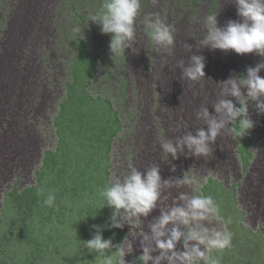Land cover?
Returning <instances> with one entry per match:
<instances>
[{"label": "rangeland", "instance_id": "1", "mask_svg": "<svg viewBox=\"0 0 264 264\" xmlns=\"http://www.w3.org/2000/svg\"><path fill=\"white\" fill-rule=\"evenodd\" d=\"M49 1L50 5L43 0H0V264H30L24 260L26 252L43 251L51 256L46 264H101L97 254L84 247L96 233L94 225L113 245L131 242L133 251L125 262L142 264V234L151 235L149 226L161 209L182 204L180 193L191 196L194 186L162 188L157 207L147 217L112 228L114 209L104 205L99 192L110 177L125 174L129 165L141 172L156 165L162 181L191 176L195 187L211 195L225 219L232 221L228 225L232 246L214 253L220 264H235L237 255L254 264L258 246L264 250V200L259 201L264 190V120L256 121L249 109L254 122L250 143L233 137L229 124L210 144L213 152L207 157L193 155L184 145L173 158L160 147L163 138L175 144L208 128L204 119H195L200 108L194 102L187 109L181 102L194 80L187 79L186 90L181 91L179 62L187 67L194 56L190 50H211L200 44L206 15L218 11V27L240 20L233 0H141L133 42L139 51L126 49L125 55L113 54L111 34H102L100 25L90 21L104 0ZM146 17H159L174 28L172 55L150 40ZM230 51L211 50L214 60L205 57L204 73L210 72V60L220 67L223 60L224 66L230 63L227 76L233 77L238 73L246 77L248 67L264 62V57L249 53L241 56L253 66L237 65L239 54ZM230 54L233 62L227 58ZM259 75L264 77V70ZM23 77L28 80L20 95L7 90ZM5 79L12 86L4 88ZM232 101L238 102L235 97ZM207 102H199L201 109ZM19 109L22 113L15 119L12 113ZM211 117L220 118L214 105ZM12 124L20 133L18 141ZM49 193L56 197L51 207L44 202ZM238 227L256 235L257 246L250 251L240 247ZM177 249L184 250L182 242ZM115 251L105 253L113 256V264L119 259Z\"/></svg>", "mask_w": 264, "mask_h": 264}, {"label": "clouds", "instance_id": "2", "mask_svg": "<svg viewBox=\"0 0 264 264\" xmlns=\"http://www.w3.org/2000/svg\"><path fill=\"white\" fill-rule=\"evenodd\" d=\"M240 20H228L224 27H218V11L204 17L202 24L205 35L200 41L202 46L211 50L234 51L236 54H255L264 57V0H233ZM141 0H104L99 12L91 15L90 21L100 25L102 34H111L109 44L113 54L125 55L126 49L138 53L133 47L137 34L138 18L141 15ZM147 35L153 44L172 55L175 49V30L163 19L145 18ZM190 50L189 45H184ZM183 68V77L190 80L204 78V57L194 55L191 64ZM264 70V62L257 63L255 67L247 68L246 77H230L221 83L222 96H232L239 102L237 107L232 100L221 98L214 104L219 119L210 116L208 109L203 107L196 113L203 118L207 130L199 129L196 135L191 133L184 136L182 141L173 143L167 138L161 140L160 147L173 158L183 150L186 145L195 156L207 157L212 154L210 144L226 125H232L230 133L235 138L244 137L254 127V122L248 115V100L255 102L258 113H264V77L259 73ZM246 89V95L242 91ZM175 186H194V194L180 193L178 200L167 210L161 209V214L155 222L150 224L151 235L142 234V255L139 257L142 264H220L214 255L232 246L233 233L229 230L231 218L225 219L220 205L211 195H204L197 187L196 181L185 173L183 179L162 181L159 167H148L144 172L137 167L129 165L128 171L123 175L112 176L109 182L100 190L99 195L109 207L114 209L111 216L112 228H121L124 223H139L141 216L147 217L157 207L162 195V188ZM43 192V189H41ZM56 197L49 193L45 204L53 206ZM121 210L123 213L121 214ZM171 225V227H169ZM183 226V230L181 229ZM96 233L90 240L84 241V247L101 264H113V256L105 255L113 248L119 258L117 264H126L124 257L133 249L131 242L125 240L121 244L113 245L112 239H104L101 228L94 225ZM182 242L183 251L177 249ZM159 252V255H152Z\"/></svg>", "mask_w": 264, "mask_h": 264}, {"label": "trees", "instance_id": "3", "mask_svg": "<svg viewBox=\"0 0 264 264\" xmlns=\"http://www.w3.org/2000/svg\"><path fill=\"white\" fill-rule=\"evenodd\" d=\"M44 1V4L45 5H50V1L49 0H43ZM215 9V8H214ZM211 14H214V11L211 12ZM45 40V38H44ZM230 51V50H229ZM228 51V52H229ZM190 52L193 54V55H197V56H203L204 59L205 57H209L210 59L213 58L214 60V56H215V52H211V50H209V52H203V51H199L197 48H195L193 51L190 50ZM231 52V51H230ZM227 58H231V62H233L234 60V57L233 55H228ZM236 60V64L237 65H244V66H247V65H250V66H253V62L250 61V60H243V57L239 54L238 58L235 59ZM225 64V61L223 60L222 61V67L219 66V62H218V66L215 65V63L210 60V72L208 75H206L205 73V76L204 78H201L199 80H194V85L193 87L191 88V90L187 91L186 88H185V84L187 82V78H184L183 77V71H178V83L181 86H184L181 88V91L184 92L186 90V93L183 94L181 97V102L182 103H185L186 105V109L188 107L187 104L191 105L192 102H194L200 109H198L197 112H194V115H196V113L200 112L201 111V107L199 106V102L200 101H204V100H207V109H208V112L210 114V116H212L213 114V105L216 101V95L218 92H222V88H221V83L223 81H226L227 79H229L230 77H233V76H227V74L229 73L228 70L230 69L231 66L230 63H227L226 66H224ZM237 76H240V77H245L244 74L242 73H238ZM27 80L28 78L26 77H23L21 79H17L16 80V87H13L10 83H11V80L9 79H5L3 85H4V88H6L9 84L12 86V87H9L7 90H10L12 91L13 89L15 90V92H17L18 95H20V92L21 90L24 89L25 85H27ZM206 84L203 86V83ZM13 84V82H12ZM155 85H158L157 83ZM244 92H246V89H242ZM202 93H207L208 96L206 97L205 95H201ZM246 95V94H245ZM223 97H226V96H222L220 95V99L223 98ZM230 100H233V97L231 96ZM180 101V100H179ZM237 107H239V102H237L236 104ZM251 109L252 113H253V117H256V121H263L264 120V113H262V115H260L257 111V109L255 108V102L254 101H251V100H248V110ZM184 110V109H183ZM21 109L19 110H16L14 113H12V116L15 118V119H18L19 116L21 115ZM9 117V116H7ZM195 119L197 120L198 117L196 115ZM200 119H203V118H200ZM199 125V124H198ZM17 125L15 124H12V127H14V129H12V131L14 132V139H16L18 141V138H19V131L16 129L15 130V127ZM19 127V126H18ZM12 131L10 132V134L12 133ZM242 139L246 140L247 142L250 143V140H249V131L248 133L242 137ZM25 142V141H24ZM29 146H31V144L29 143ZM8 149V147H6ZM264 200V190L261 192L260 194V197H259V201L262 202ZM239 230L241 231L242 233V245L240 244V247L243 246V249L245 248L246 251H250L252 249V246H257L256 245V235H249V230L247 229H241L240 227H238ZM235 230H238L237 227H235ZM39 237H43L42 235H40ZM29 240V239H28ZM234 244H235V241H234ZM263 246L262 244L260 246H258L259 248V255L258 257L256 258L254 264H264V258L261 257V254L264 256V253H263V248L261 247ZM239 245H237V247L235 248V250L237 248H240ZM235 252L238 253V251L236 250ZM30 252H26V254L24 255V260L27 262V263H30V264H46V260L49 261V258L51 256H47L45 251L43 252H40L39 254L37 255H33V253H30ZM78 258L81 260V261H84V255L80 254V256H78ZM63 261V260H62ZM251 262L249 259H246V258H243V255H242V258L240 256L237 255V258H236V263L235 264H247ZM60 264H67L66 261H63L61 262Z\"/></svg>", "mask_w": 264, "mask_h": 264}]
</instances>
